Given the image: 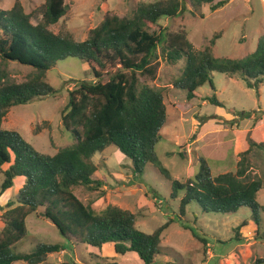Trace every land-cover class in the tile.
I'll return each instance as SVG.
<instances>
[{"label": "trees", "instance_id": "1", "mask_svg": "<svg viewBox=\"0 0 264 264\" xmlns=\"http://www.w3.org/2000/svg\"><path fill=\"white\" fill-rule=\"evenodd\" d=\"M67 1L46 0L40 8L42 19L37 24H33L32 16L26 14L20 2L8 11L0 10L2 63L5 67L18 63L32 69L29 80L23 84L12 83L7 71L0 69L2 193L12 189L17 178L25 179L15 201L0 217L4 225L0 231V264H43L49 256L67 250L66 244H40L28 253L14 252L28 236L27 219L41 209L43 217L69 245L85 246L87 251L92 250L90 256L103 264H119L115 262L118 257L131 253L139 257V264H159L158 257L165 256L162 237L173 220L147 234L136 227V214L116 206L98 213L93 205L84 204L75 195L74 188L97 190L103 186L102 181L94 179L98 171L94 157L108 147H115L132 161L136 177L143 176L146 166L153 164L172 182L169 170L160 163L156 153L168 123L165 93L140 82L141 77L156 79L161 67L157 52L162 41L165 43L163 54L170 64L186 60L185 71L174 87L184 90L191 101L206 84L216 91L212 81L214 73L230 78L240 75L259 97L264 85V37L257 50L243 60L215 57L213 49L219 36L205 50L197 51L188 32L167 35L161 31L156 35L149 32V26L157 25L164 18L177 19L187 12L194 17L200 13L205 18L206 8L216 12L231 0H160L140 3L132 18L107 15L80 42L67 28L53 30L67 14ZM69 58L86 63L95 81H82L70 91L63 111L64 128L74 134L76 144L55 155L43 154L19 133L3 129L1 122L17 106L57 97L48 74L59 62ZM207 100L211 105L225 108L216 95ZM241 116L245 118L248 114L243 112ZM246 161L245 157L241 160L237 172L215 177L208 162L201 159L195 180L185 185L172 182L174 199L178 198V191H185L180 217L186 216L187 208L193 203L205 214L226 216L237 215L246 208L251 211L260 236V214L264 213V206L259 203L258 194L264 189V179L248 177ZM256 264H264V259Z\"/></svg>", "mask_w": 264, "mask_h": 264}, {"label": "rangeland", "instance_id": "2", "mask_svg": "<svg viewBox=\"0 0 264 264\" xmlns=\"http://www.w3.org/2000/svg\"><path fill=\"white\" fill-rule=\"evenodd\" d=\"M158 1L68 0L67 14L53 30L67 28L82 42L107 15L132 18L140 3ZM16 2H20L26 14L32 16L33 24L41 21L40 8L46 0H0V10L8 11ZM204 14L205 18L200 17V13L194 17L189 12L174 20L164 18L157 25L149 26L148 30L156 35L161 31L167 35L188 32L197 51L205 50L210 41L219 36L213 49L214 56L237 60L252 55L264 37V0H231L216 12L206 8ZM164 47L162 41L157 52L161 67L156 79L141 77L140 82L165 93L168 123L156 153L160 163L169 170L172 182L185 185L195 180L200 172L201 159L208 162L216 177L237 172L244 157L247 160L246 175L253 180L264 179V85L258 97L240 75L230 78L214 73L212 81L216 91L206 84L198 90L197 97L189 101L184 90L174 87L185 71L186 60L170 64L163 54ZM0 69L7 71L10 81L16 84L27 82L32 73L31 68L18 63H9L5 67L1 59ZM48 81L57 90V97L13 108L2 120L1 127L19 133L40 153L55 155L76 144L74 134L65 130L62 119L69 92L80 82H93L95 78L86 63L69 58L49 72ZM214 95L225 104V108L210 104L207 99ZM243 112L248 116L243 118ZM94 160L98 166L94 179L102 181L103 186L97 190L74 188L75 195L84 204L93 205L98 213L109 206L130 211L137 215L136 227L147 234L173 220L161 241L163 253L170 260L160 257L157 259L159 264H256L264 259V213L260 214V236L258 225L246 208L237 215L226 216L205 214L197 203H193L187 208L186 216L180 217V202L185 191H178V198L174 199L172 182L153 164L146 166L143 176L136 177L132 161L115 147L98 153ZM3 180L0 174V217L25 184L24 178H17L15 186L2 193ZM258 201L264 206V189L258 194ZM42 213L41 209L27 219L28 236L15 247V253H28L40 244H66V251L49 256L43 264L104 263L90 256L92 250L87 251L85 246L69 245ZM244 223L247 225L242 227ZM3 227L0 218V231ZM194 233L205 242L197 239ZM139 260L131 253L118 257L115 262L139 264Z\"/></svg>", "mask_w": 264, "mask_h": 264}, {"label": "crops", "instance_id": "3", "mask_svg": "<svg viewBox=\"0 0 264 264\" xmlns=\"http://www.w3.org/2000/svg\"><path fill=\"white\" fill-rule=\"evenodd\" d=\"M162 257H164L165 259H168V260H170L169 259V256H162ZM158 258H160V257H158ZM158 261V260H157ZM164 263H167V262H165V261H163Z\"/></svg>", "mask_w": 264, "mask_h": 264}]
</instances>
